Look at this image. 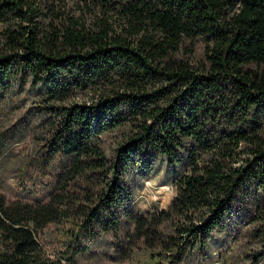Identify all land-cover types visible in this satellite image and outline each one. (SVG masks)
<instances>
[{
  "label": "trees",
  "instance_id": "1",
  "mask_svg": "<svg viewBox=\"0 0 264 264\" xmlns=\"http://www.w3.org/2000/svg\"><path fill=\"white\" fill-rule=\"evenodd\" d=\"M18 79L45 88L60 160L48 200L0 193V264H78L76 240L123 219L129 249L175 264L237 206L264 264V0H0V88ZM157 154L177 167L174 197L134 212L126 178ZM49 224L66 236L55 255Z\"/></svg>",
  "mask_w": 264,
  "mask_h": 264
},
{
  "label": "rangeland",
  "instance_id": "2",
  "mask_svg": "<svg viewBox=\"0 0 264 264\" xmlns=\"http://www.w3.org/2000/svg\"><path fill=\"white\" fill-rule=\"evenodd\" d=\"M202 53V49H199ZM43 86H32L18 79L0 88V193L6 202L46 201L53 190L60 157L49 159L44 142L49 137L43 123L47 112L39 101ZM56 163V164H55ZM177 167L164 154H157L151 167L132 170L126 178L134 212L167 208L174 197L171 180ZM238 208V210H237ZM230 226L212 233L203 250H194L175 264H255L261 244L248 235L251 211L237 206ZM61 227L49 224L40 234L52 255L66 245ZM133 225L123 219L117 234L101 233L93 238L80 237L75 254L78 264H150L143 241L128 248L125 232Z\"/></svg>",
  "mask_w": 264,
  "mask_h": 264
}]
</instances>
